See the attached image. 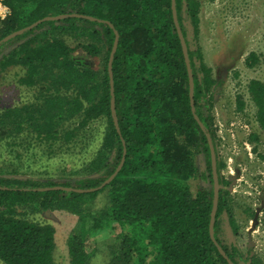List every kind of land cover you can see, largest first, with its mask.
I'll list each match as a JSON object with an SVG mask.
<instances>
[{"label": "trees", "instance_id": "trees-1", "mask_svg": "<svg viewBox=\"0 0 264 264\" xmlns=\"http://www.w3.org/2000/svg\"><path fill=\"white\" fill-rule=\"evenodd\" d=\"M0 1L10 12L5 20H0V70L20 68V82L34 88L36 100L31 107L0 112V129L11 121L20 123L24 130L28 120L36 118L42 120L40 126L52 131L59 123L72 119L71 112L73 117H83V125L100 117L108 124L103 148L86 166L93 175L63 186L83 193L47 190L59 186L11 176L14 173L0 174V261L55 264L56 242L51 225L40 226L29 216L31 209H67L77 213L82 224L79 237L70 240L69 264H94L93 259L103 255L107 264H228L209 234L214 181L206 135L214 140L216 128L205 98L213 82L208 71L199 78L191 61L195 113L203 129L192 113L188 73L173 22L171 0ZM176 1L182 26V0ZM187 1V14L196 12L197 0ZM58 16L65 18L44 21L5 41L38 21ZM106 22L113 24L120 35L113 60L115 112L111 109L108 63L116 35ZM84 30L89 36L81 32ZM79 36L85 37V42L79 41ZM82 52L90 58L102 57L103 68L90 69L83 62L86 58H80ZM189 54L193 60L192 53ZM252 60H257L254 55L247 59V64ZM82 65L84 69L79 72L78 66ZM56 70L64 73L59 75ZM75 89L77 97H68L70 90ZM249 90L260 111L257 122L264 125V84L253 81ZM242 98L238 97V109L244 110ZM63 99L79 105L68 110L56 103ZM114 116L121 135L115 128ZM193 151L205 153L208 165L207 175L202 174L208 184L194 192L189 185L197 171ZM223 193L220 190L215 237L230 259L239 264L236 248L229 251L217 235L218 219L224 208ZM103 195L106 206L92 211ZM21 209L24 211L19 212ZM88 231L95 233L91 237L100 233L108 238L111 233L116 239L96 253L94 247L98 243L87 237Z\"/></svg>", "mask_w": 264, "mask_h": 264}, {"label": "rangeland", "instance_id": "rangeland-1", "mask_svg": "<svg viewBox=\"0 0 264 264\" xmlns=\"http://www.w3.org/2000/svg\"><path fill=\"white\" fill-rule=\"evenodd\" d=\"M197 2V11L187 14L189 1L182 0L180 16L197 76L201 78L208 71L213 82L205 100L209 102L216 128L217 169L220 188L224 191V208L218 219L217 235L229 251L236 248L239 264H264V125L257 122L260 111L249 90L253 81L264 84V0ZM0 5L1 8L4 6L3 3ZM81 32L87 34L86 30ZM83 38L79 36V41L85 42L86 38ZM79 55L86 58L83 62L90 69L100 71L103 68L102 57L90 58L87 52ZM251 55L257 60L248 65L247 59ZM78 68L79 72L84 69L83 65ZM56 72L64 73L63 70ZM20 73V68L0 70V112L35 104V90L20 82ZM74 84L73 81L70 88ZM76 91L70 90L68 97H77ZM240 96H243L244 110L238 109ZM63 100L56 103L68 110L79 105L74 100ZM72 114L74 112L69 113L72 119L59 123L52 131L40 126L42 120H28L27 114L24 115L28 127L24 126V130L20 123L10 121L6 124L0 129V174L14 173L11 176L59 187L73 185L77 180L93 175L86 166L103 148L108 124L100 117L83 125V117ZM192 154L197 171L189 179V185L194 192L208 184V180L202 178V174L207 175L208 165L205 153L193 151ZM105 196L98 199L92 211L106 206ZM26 210L27 213L30 211V205ZM31 213L29 219L32 222L40 226L49 224L54 231L55 264H69L70 240L81 234V217L67 209L45 212L31 209ZM92 233L89 232L87 237ZM114 235L110 233L105 238L97 233L91 237V241L98 243L94 247L96 253L116 239ZM88 252L91 253L92 248ZM104 257L93 259V263L107 264ZM0 264L4 263L0 261Z\"/></svg>", "mask_w": 264, "mask_h": 264}, {"label": "water", "instance_id": "water-1", "mask_svg": "<svg viewBox=\"0 0 264 264\" xmlns=\"http://www.w3.org/2000/svg\"><path fill=\"white\" fill-rule=\"evenodd\" d=\"M171 9H172V16H173V22H174V26H175V30L178 34V38L182 47V53H183V57H184V62L186 65V69H187V73H188V80H189V98H190V103H191V108H192V113L193 116L195 118V120L197 121V123L201 126V128L204 129L203 127V123L201 122V120L199 119V117L197 116V114L195 113V98H194V90H195V79H194V72H193V67H192V62H191V58H190V54H189V49H188V44L185 38V35L183 33L182 30V26L180 25L179 22V16H178V10H177V1L176 0H171ZM75 17H81V18H86V19H90V20H95L94 17H90V16H84V15H72ZM65 18V16H58V17H48L45 18L41 21H38L37 23H35L34 25L27 27L26 29L20 30L18 32H15L13 34H11L10 36H8L5 41L11 40L13 38H16L17 36L23 34L25 31L32 29L34 26L44 22V21H54V20H60ZM115 32V42L110 54V58H109V63H108V73H109V78H110V92L112 95V99H111V109L113 112H115V106H116V98H115V92H114V78H113V60H114V56L117 52L118 49V45H119V39H120V35L119 32L117 30H115L114 25L111 24L110 22H106ZM114 125L115 128L118 132V134L121 135V129L119 126V122L117 120V118L114 116ZM207 139H208V143H209V147H210V154H211V167H212V174H213V181H214V206L212 209V213H211V218H210V225H209V234H210V238L212 240V242L214 243V245L216 246V248L218 249L219 253L221 254V256L227 261L228 264H235L230 257L226 254L225 250L222 248L221 244H219V242L217 241L216 237H215V223H216V215H217V211H218V204H219V199H220V183H219V174H218V169H217V155H216V148L214 145V140L212 138V136L210 134L207 133L206 135ZM123 140V139H122ZM124 142V140H123ZM124 160H122L121 165L119 166V169L122 167ZM118 169V170H119ZM114 177V176H113ZM113 177H111L109 179V181L106 182L109 183ZM47 190H67V191H75V192H79V193H83L85 191L83 190H76V189H72V188H64V187H55V188H51V189H47ZM92 191V190H89Z\"/></svg>", "mask_w": 264, "mask_h": 264}, {"label": "built area", "instance_id": "built-area-1", "mask_svg": "<svg viewBox=\"0 0 264 264\" xmlns=\"http://www.w3.org/2000/svg\"><path fill=\"white\" fill-rule=\"evenodd\" d=\"M3 13V14H2ZM8 13H9V11H8V9L5 7V6H3L2 8H1V5H0V19H5L6 18V16L8 15ZM2 14V15H1Z\"/></svg>", "mask_w": 264, "mask_h": 264}, {"label": "clouds", "instance_id": "clouds-1", "mask_svg": "<svg viewBox=\"0 0 264 264\" xmlns=\"http://www.w3.org/2000/svg\"><path fill=\"white\" fill-rule=\"evenodd\" d=\"M0 2H1L0 4H2V1H0ZM4 6H5V5H4ZM5 7H6V6H5ZM6 8H7V7H6ZM7 9H8V8H7ZM8 11H9V10H8ZM9 13H10V12H9ZM9 13H8V14H9ZM7 16H8V15H7ZM7 16H6V18H7ZM6 18H5V19H6ZM5 19H3V20H5ZM0 20H2V19H0Z\"/></svg>", "mask_w": 264, "mask_h": 264}]
</instances>
